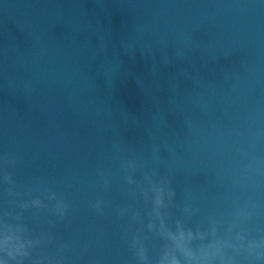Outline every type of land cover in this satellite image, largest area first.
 Segmentation results:
<instances>
[{
    "label": "water",
    "instance_id": "water-1",
    "mask_svg": "<svg viewBox=\"0 0 264 264\" xmlns=\"http://www.w3.org/2000/svg\"><path fill=\"white\" fill-rule=\"evenodd\" d=\"M237 149L264 160V0H0V155L17 156L19 190L42 178L70 201L52 229L68 264H134L122 157L164 164L193 222L264 205V177L255 191L240 181ZM97 199L111 202L103 215Z\"/></svg>",
    "mask_w": 264,
    "mask_h": 264
},
{
    "label": "clouds",
    "instance_id": "clouds-1",
    "mask_svg": "<svg viewBox=\"0 0 264 264\" xmlns=\"http://www.w3.org/2000/svg\"><path fill=\"white\" fill-rule=\"evenodd\" d=\"M250 143L255 148V141ZM237 151L247 161L240 181L255 191L257 178L264 177V160L251 152ZM17 165L15 154L0 155V183L6 186L8 198L0 208V264H68L72 244L57 243L52 229L67 220L72 209L70 201L42 178L19 190L11 171ZM160 166L166 168L164 164L150 167L141 156L122 157L119 162L127 186L124 192L131 203L116 211L120 219L127 220L121 226V238L131 250L134 264H264V228L251 227L264 212V205L249 197L233 208L228 221L212 214L193 222L199 209L193 206L187 188L182 189L181 205L169 175L160 176ZM98 176L105 191L110 190L111 176L103 170H98ZM110 205L104 199L91 202L101 215ZM176 211L183 218L175 216ZM27 213L32 214L34 226L26 222ZM42 220H46L47 228ZM150 243L154 255L150 254ZM78 262L79 257L72 264Z\"/></svg>",
    "mask_w": 264,
    "mask_h": 264
}]
</instances>
